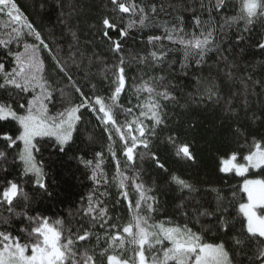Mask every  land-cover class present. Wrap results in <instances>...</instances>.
Returning <instances> with one entry per match:
<instances>
[{"label":"snow or ice","instance_id":"1","mask_svg":"<svg viewBox=\"0 0 264 264\" xmlns=\"http://www.w3.org/2000/svg\"><path fill=\"white\" fill-rule=\"evenodd\" d=\"M109 2L113 15H105L99 29L113 57L110 65L100 61L109 91L104 95L95 84L85 91L72 73V67L83 65L85 53L73 51L70 45L69 54L62 56L63 49L53 47L15 0H0V16L7 17L0 21V121L18 125L15 134L0 133V264H264V179H243L240 189L247 199L236 209L242 227L229 237L236 217L229 218L230 205L225 206L222 190L200 187L194 180L169 173L152 151L153 141L168 129L164 142L177 157L195 162L193 145L182 141L168 124V105H178L185 90L191 89L187 97L193 103L222 105L226 113L238 115L234 101L242 97L246 108L249 95H256L257 87L264 89V81L242 71L236 53L251 39L255 24L264 21V0ZM62 22L68 25V20ZM68 30L78 44L77 32ZM131 30L159 34L141 39L139 50L126 51ZM110 31L118 34L115 39ZM230 34H235V40L225 49L224 37L230 39ZM256 48L264 51V35ZM130 62L140 70L133 77L128 75ZM129 87L125 106L121 97ZM86 112L102 128L107 146L87 158L85 145L71 157L88 170L93 184L81 197L75 213L79 227L73 231L65 219H53L33 208V197L22 181L27 178L42 199H55L44 154L51 160L69 149L75 152ZM235 132L248 145L247 154L243 162L239 150L221 156L219 172L245 177L250 169H264V135L249 140L239 127ZM105 153L115 165L111 177L105 171ZM145 157L168 177L160 190L175 188L178 203L171 214L157 188L148 186L136 167ZM9 167H18L19 174L11 176ZM112 187L118 196L110 207ZM19 201L23 204L17 210ZM122 204L128 214L126 223L109 215ZM213 230L216 237L210 241L206 237Z\"/></svg>","mask_w":264,"mask_h":264},{"label":"trees","instance_id":"2","mask_svg":"<svg viewBox=\"0 0 264 264\" xmlns=\"http://www.w3.org/2000/svg\"><path fill=\"white\" fill-rule=\"evenodd\" d=\"M21 12L29 18L31 22L44 34L45 37L53 44L56 49H63L62 56L69 54V46H73V51L78 49L85 53L84 63L80 68L72 67L74 77L83 85L85 91H89L91 84L96 85V90L108 95V87L104 81L102 69L104 65L100 62L106 60L110 65L113 61L112 54L109 52V45L99 30L101 27L102 18L105 15L112 16L109 0H15ZM173 4L178 0H171ZM214 2V0H213ZM235 2V0H234ZM169 11H171L169 9ZM72 13L69 17V13ZM232 14V13H230ZM163 18V17H161ZM205 18H207L205 16ZM7 19L5 16H0V21ZM127 19V14H125ZM68 20L66 26L62 21ZM77 32L79 43L73 41L71 32L68 28ZM243 25H241V28ZM159 34L145 31L144 33L131 30L130 37L126 40V51L139 50L142 45L139 43L141 39L146 40L148 35ZM113 39L117 37V33L110 31ZM247 36L248 34L245 33ZM261 35H264V21L257 22L252 29L251 39H246L244 44H241L236 49L237 62L241 65V69L252 74L253 80L264 81V51L256 48V42ZM227 41L224 48L227 49L229 44L235 40V34H230L229 37H224ZM135 41V43H134ZM29 42L31 40L29 39ZM15 50L16 45L11 46ZM93 53L96 54L93 57ZM89 57H92V63L89 64ZM3 58V51L0 50V59ZM215 56L209 60V64L215 60ZM77 59L79 56L77 55ZM52 65L49 62V69ZM140 70L136 65L130 62L128 71L129 77L136 76ZM208 69L205 68V72ZM87 74V75H86ZM131 85V80H129ZM179 99L178 105L169 104L168 111L171 118L168 124L171 129L178 131L180 139L187 141L193 145V152L196 156L195 162L187 161L175 155V150L167 143L165 138L169 134L168 129H164L152 143V151L157 152L160 161L165 164L169 173H176L188 179L198 182L200 187H214L222 190V195L226 197L225 206L230 205V219L236 217L232 229L229 232V237L240 231L242 217L239 216L236 209L238 204L246 202V195L240 189L244 178L248 179H264V169H250L245 177L237 176L235 173L222 174L219 172V158L232 151H240V162H243L242 156L247 154L248 145L244 143L243 138H237L235 129L240 128L242 132H246L249 140L252 137L257 139L264 135V89L257 87L256 95H249V104L245 108L240 97L234 101L236 113H226L223 106H213L212 104H197L188 100L187 92ZM131 95L129 87L121 97V103L128 105V100ZM135 101L133 100V103ZM183 106V107H181ZM255 113V119L252 114ZM123 120V116L120 117ZM85 123L79 126V134L76 138L78 149L74 152L69 149L63 156H54L51 160L48 159V153L45 152V161L47 164L46 171L48 175V183L55 186V199L52 201L42 199L39 192H34L31 182L25 178L22 183L26 185L32 199V207L37 210H43L45 215L55 218H63L68 222L73 231L79 227L77 221L78 216H75L77 209L80 206L82 196L93 188L92 182L88 179L89 172L77 160L72 159L74 155H79V149L85 148L88 145L87 158H91L95 151L106 150L107 137L99 127L95 117L90 113L84 115ZM195 124V127L192 125ZM18 125L14 121H0V133L10 132L15 134ZM76 146H74L75 148ZM3 148V142L0 141V149ZM105 171L109 177L115 171L114 162L105 153ZM7 159H13V153L9 152ZM123 164V161H122ZM137 169H141L143 180L148 186L156 187L162 202H166L165 207L168 213L171 214L173 207L178 201L175 199L177 193L175 188L161 191L165 188V181L168 179L164 175L163 170L157 169L155 162L145 157L143 163L139 160L136 164ZM11 176L19 174V168L9 167ZM2 175V174H0ZM11 176L9 178H11ZM103 191V189H101ZM110 192V207L111 202L115 201L118 196L115 187L109 189ZM211 199V198H210ZM23 204L18 202V209ZM6 215V212H4ZM110 216L121 217L122 223H126L128 214L126 207L122 204L109 213ZM208 221H205L207 223ZM16 227L20 225L17 223ZM98 231V229H97ZM216 237V232L213 230L207 234V239L212 240ZM95 243V237L92 240ZM249 254L253 245H249ZM131 251L127 255H131Z\"/></svg>","mask_w":264,"mask_h":264},{"label":"rangeland","instance_id":"3","mask_svg":"<svg viewBox=\"0 0 264 264\" xmlns=\"http://www.w3.org/2000/svg\"><path fill=\"white\" fill-rule=\"evenodd\" d=\"M246 195V194H245ZM246 199H247V197H246Z\"/></svg>","mask_w":264,"mask_h":264}]
</instances>
